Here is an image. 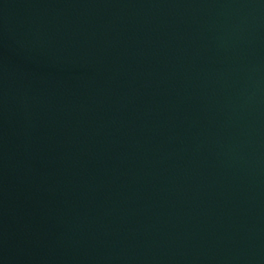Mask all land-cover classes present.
Returning a JSON list of instances; mask_svg holds the SVG:
<instances>
[{"label": "water", "instance_id": "1", "mask_svg": "<svg viewBox=\"0 0 264 264\" xmlns=\"http://www.w3.org/2000/svg\"><path fill=\"white\" fill-rule=\"evenodd\" d=\"M0 264H264V0H0Z\"/></svg>", "mask_w": 264, "mask_h": 264}]
</instances>
